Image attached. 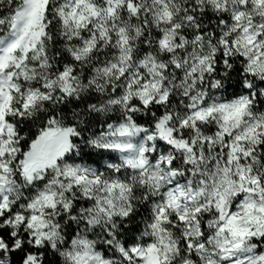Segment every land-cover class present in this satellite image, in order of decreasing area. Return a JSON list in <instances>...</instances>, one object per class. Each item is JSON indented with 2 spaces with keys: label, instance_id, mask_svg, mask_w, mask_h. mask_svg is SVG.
I'll use <instances>...</instances> for the list:
<instances>
[{
  "label": "snow or ice",
  "instance_id": "6c2138e0",
  "mask_svg": "<svg viewBox=\"0 0 264 264\" xmlns=\"http://www.w3.org/2000/svg\"><path fill=\"white\" fill-rule=\"evenodd\" d=\"M0 264H264V0H0Z\"/></svg>",
  "mask_w": 264,
  "mask_h": 264
}]
</instances>
